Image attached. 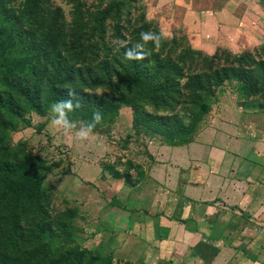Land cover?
Masks as SVG:
<instances>
[{
    "label": "crops",
    "instance_id": "obj_1",
    "mask_svg": "<svg viewBox=\"0 0 264 264\" xmlns=\"http://www.w3.org/2000/svg\"><path fill=\"white\" fill-rule=\"evenodd\" d=\"M121 1L164 35H183L206 54L238 53L264 35L261 0ZM127 110L119 108L112 128L119 138L133 135ZM110 132L104 135L115 139ZM154 152L134 184L101 178L97 162L85 174L78 169L85 182L100 180L101 190L85 202L97 205L91 241L136 264H264V114L255 116L231 96L191 140ZM113 196L118 204H107Z\"/></svg>",
    "mask_w": 264,
    "mask_h": 264
},
{
    "label": "rangeland",
    "instance_id": "obj_2",
    "mask_svg": "<svg viewBox=\"0 0 264 264\" xmlns=\"http://www.w3.org/2000/svg\"><path fill=\"white\" fill-rule=\"evenodd\" d=\"M261 1L264 4V0ZM39 4L46 8H56L52 21L59 26L63 23L65 40L78 38L77 41L84 44L82 51L74 50L70 54L81 53L90 62L93 58L122 59L123 52L120 48L126 43H146L148 50L157 54L159 59L169 57L172 62L182 65L183 71H203L204 74L200 75L207 74L206 79H209L212 69L227 67L232 59L233 53L225 49L216 50L213 57L192 53L183 35H164L152 23L145 25L147 32H143L142 26L146 22L142 19L141 12L130 10L129 2L40 0ZM8 7L12 8L8 16L13 22L25 24L38 20L32 11L34 6L30 0H0V11H8ZM263 41L264 35L257 45ZM257 45L247 49H253ZM182 55H186L185 60L180 58ZM235 76L231 74L229 80L215 88L208 97L207 109L198 114L195 121L186 123V135L183 136L163 137L158 132L162 129L160 126L154 129L156 124L143 120V110L153 112L165 107L164 104L155 106L148 94L138 99L134 107L121 106L128 108V121L131 118L133 135L129 137L123 135L119 138L115 131L112 132L117 118L114 113L108 122H98L97 129L93 128L91 117L73 118L57 107L14 117L13 129L5 130L0 135V152L4 151L2 155H5L6 145H9L16 151L18 159L26 158L32 162L33 167L29 171H35L36 177L41 178L36 182L40 192V205L37 208L27 205L26 215L31 223L29 227L25 225L19 231L13 243L6 239L0 241V264H136L130 259L105 252L99 243L91 241L90 238L98 229L95 221L97 205L85 202L88 198L96 197L93 196L95 188L101 190L98 186L100 180L95 183L85 182L78 169L83 168L82 172L85 174V166L90 167L97 162L101 167V178L104 175L113 178L120 176L127 183L134 184L143 177L145 168L153 160L154 151L159 146L192 139L224 99L234 96L247 111L255 116L263 115L264 99L247 95L243 82ZM171 81L172 85L176 84V78L172 77ZM180 81L185 84L187 80L184 78ZM205 88L212 90L208 84ZM87 90L102 95L106 92L103 88ZM167 97V100L171 99L169 107H173L175 101H178L173 90H170ZM178 113L186 115L185 111ZM1 117L4 118V114ZM110 130L115 139L104 135ZM101 137L105 140V148L100 144ZM36 183L32 184L33 188ZM85 187L90 189L86 195ZM118 201L119 198L114 196L106 198L107 204L115 205ZM2 218L0 215V224L4 223Z\"/></svg>",
    "mask_w": 264,
    "mask_h": 264
},
{
    "label": "trees",
    "instance_id": "obj_3",
    "mask_svg": "<svg viewBox=\"0 0 264 264\" xmlns=\"http://www.w3.org/2000/svg\"><path fill=\"white\" fill-rule=\"evenodd\" d=\"M30 2L38 17L35 23L13 22L8 16L11 7L0 11V135L13 129L14 117L31 111L42 112L53 108L54 104L73 118L91 117L93 128L97 129L98 122H108L113 113L117 116L121 106L134 107L138 99L148 94L155 106L164 104L165 107L153 112L143 110V120L156 124L154 129L160 126L162 129L158 132L163 137L183 136L186 123L195 121L196 116L207 109L208 97L229 80L231 74L243 82L247 95L264 99V41L253 49L233 53L230 65L212 69L209 79H206L207 74L200 75L203 71H183L182 65L169 57L159 59L148 50L146 43L128 42L120 48L122 59L93 58L92 62L96 61L92 63L81 53L70 54L74 50L82 51L84 44L78 42V38L65 40L63 23L59 26L52 21L56 8L42 7L40 0ZM141 17L144 20L142 14ZM147 24H143V32H147ZM189 49L209 57L216 53ZM180 58L185 60L186 55ZM172 77L176 78L174 85ZM184 78L187 81L181 84ZM206 84L212 90L205 88ZM88 88H103L106 92L102 95L89 92ZM170 90L178 98L173 107L168 106ZM179 111H185L186 115ZM97 112L101 114L98 122L94 121ZM6 148L5 155H2L4 151L0 152V215L4 221L0 224V241L6 239L13 243L19 231L31 223L26 215L28 206L40 205L36 182L41 178L36 177L35 171H29L32 162L18 159L11 146L6 145ZM33 183H36L35 188Z\"/></svg>",
    "mask_w": 264,
    "mask_h": 264
},
{
    "label": "clouds",
    "instance_id": "obj_4",
    "mask_svg": "<svg viewBox=\"0 0 264 264\" xmlns=\"http://www.w3.org/2000/svg\"><path fill=\"white\" fill-rule=\"evenodd\" d=\"M58 104H54L53 108H56ZM101 119V114L99 112L94 114V121L98 122Z\"/></svg>",
    "mask_w": 264,
    "mask_h": 264
}]
</instances>
